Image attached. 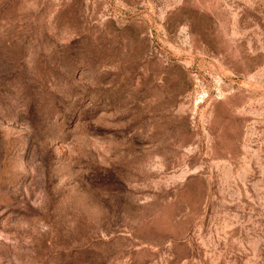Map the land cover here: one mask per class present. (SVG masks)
<instances>
[{"label": "rangeland", "instance_id": "rangeland-1", "mask_svg": "<svg viewBox=\"0 0 264 264\" xmlns=\"http://www.w3.org/2000/svg\"><path fill=\"white\" fill-rule=\"evenodd\" d=\"M0 264H264V0H0Z\"/></svg>", "mask_w": 264, "mask_h": 264}]
</instances>
